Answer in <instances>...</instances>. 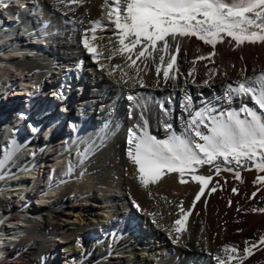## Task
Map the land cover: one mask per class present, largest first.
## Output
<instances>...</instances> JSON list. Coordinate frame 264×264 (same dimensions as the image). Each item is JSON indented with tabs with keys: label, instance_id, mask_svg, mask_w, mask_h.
Wrapping results in <instances>:
<instances>
[{
	"label": "bare ground",
	"instance_id": "obj_1",
	"mask_svg": "<svg viewBox=\"0 0 264 264\" xmlns=\"http://www.w3.org/2000/svg\"><path fill=\"white\" fill-rule=\"evenodd\" d=\"M9 1L0 0V18L5 19L0 22V51L7 50L0 58V103H4L1 98L5 92L17 85L19 93L25 92L32 99L39 89L61 85V94L75 88L70 104L78 115L67 138L58 133V121L49 123L45 137L46 141L52 139L53 145L44 149V154L47 150L48 158L55 152L57 162L42 178L45 165H38V169L32 165L43 159L44 144L35 139L37 144L26 145L22 133L24 123L33 126L37 119H45L47 112L34 111L36 101L28 99L17 111L14 124L8 125L3 117L16 107L1 106L6 108L0 110V139L4 137L2 147L0 142V264H40L38 256L44 260L42 264H50L57 242L71 245L67 264H217L214 256L222 254L224 245L244 249L246 242L264 236V213L252 211L264 207V185L256 182L264 173L240 169L237 179L228 171L217 176L211 165L199 167L196 174L212 180L197 201L201 185L190 174L185 173L187 182L183 184L178 173H170L144 187L126 155L130 130L144 125L145 120L147 130L158 139L168 138L165 125L169 124L172 131L181 134L188 119L184 108L189 96L193 110L206 103L215 109L214 115L239 110L242 102L229 100L227 86L243 79L242 71L250 77L264 70V45L233 48L225 41L217 45V54L211 57L214 63L198 61L189 77L190 61L212 51L193 38L181 44L177 79L165 83L163 71L158 77L151 61L147 68L140 60L129 67L123 57L112 56L117 45L111 26L97 29L96 36L102 39H91L93 22L109 25L106 13L111 0L107 1L109 6L106 0H37L34 15L26 12L28 7L12 6ZM40 9L44 11L43 25ZM16 18L21 23L11 26L10 21ZM41 26L46 38L43 51L35 54L33 62L14 66V59L27 56L30 45L23 41L29 40V28L36 36L29 37L38 41L37 28ZM85 33L102 54L99 61L79 46ZM27 73H34L30 83ZM129 96L134 99L129 100ZM243 102L251 105L250 100ZM13 142L19 147L14 149ZM61 191L64 194L53 204ZM30 193L40 196L35 213L28 208L31 204L26 205V211L15 213L14 204L20 200L16 198H22L19 203L30 201ZM51 204L53 208L41 210ZM181 207L190 215L186 230L178 233L175 221L182 218ZM71 225L74 233L66 230ZM7 246L9 249H4ZM245 264H264V250L254 248Z\"/></svg>",
	"mask_w": 264,
	"mask_h": 264
},
{
	"label": "snow or ice",
	"instance_id": "obj_2",
	"mask_svg": "<svg viewBox=\"0 0 264 264\" xmlns=\"http://www.w3.org/2000/svg\"><path fill=\"white\" fill-rule=\"evenodd\" d=\"M13 2L23 7L21 0ZM106 6H109L107 0ZM106 18L109 25L99 20L93 22L91 39H102L96 36L97 29L107 30L111 26L117 45L112 49V56L123 57L129 62V67H135L140 60L147 68L148 61H151L156 64L158 77L163 71L165 83L177 79L181 44L193 38L210 46L212 51L190 61L193 67L187 73L189 77L195 73L198 61L214 63L211 57L217 54V45L225 41L233 48L245 44L264 45V0H111ZM109 40L113 42L112 37ZM83 46L99 61L102 54L90 43L87 33L84 34ZM208 75L211 77L212 73ZM241 76L243 79L235 85L229 84L226 89L229 100L242 102L239 110L214 115L215 109L207 103L193 110L189 96L184 108L188 119L181 134L172 131L169 124L165 125L170 133L168 138L158 139L147 130L146 120L144 125H136L130 130L126 155L136 166L142 186L156 184L162 175L170 173H178L183 184L187 182L184 177L188 173L195 183L201 185L195 198L198 201L212 180L211 176L196 174L199 167L211 165L217 176L228 171L233 172L237 179H240V169L254 168L258 173H264V70L250 77H245L242 71ZM139 83L144 86L142 80ZM128 99L134 97L129 96ZM248 100L251 105L243 102ZM161 109L168 111L163 104ZM18 147L13 142V148ZM256 182L264 185V176L258 175ZM212 191H216V187ZM252 195L255 197L256 193ZM252 211L264 213V207ZM180 212L182 218L175 221L178 233L186 230L190 215L183 207ZM246 243L248 247L244 249L238 245H224L222 254L214 256L217 264L233 261L245 264L246 257L253 254L254 248L264 250V236Z\"/></svg>",
	"mask_w": 264,
	"mask_h": 264
},
{
	"label": "rangeland",
	"instance_id": "obj_3",
	"mask_svg": "<svg viewBox=\"0 0 264 264\" xmlns=\"http://www.w3.org/2000/svg\"><path fill=\"white\" fill-rule=\"evenodd\" d=\"M22 1L24 2L23 7H25V8L28 7V10L26 11L27 13H31L32 15L37 14V12H38V1L37 0H22ZM9 2H10V4H12V6H16V7H19L20 6L19 4L15 5L16 3H14L13 0L12 1H9ZM39 13H38L39 18H40L39 21L43 25V16H42L44 14L43 9H40ZM3 16L6 17V15H3ZM4 20L5 19L3 17H2V19L0 18V22H3ZM8 21L9 20L7 19V23H8ZM26 21L27 22L28 21L30 22L29 17L26 19ZM9 24L12 26V23H9ZM43 27L44 26H41L39 29L37 28V30H39V32H38L39 40L38 41L35 40V39H33L34 37H36L35 34H32V33H35V31H32V29L28 27L29 28V32H28L29 34L27 35L28 36L27 38H29V40H27V41L24 40L23 42H25L26 45L28 43V45H30V48H28V51L26 52V55L27 56H25L23 58H18V59L16 58V59H14L12 61V63H13L14 66H16L17 64H20V63L33 62L35 60V58H34L35 57V54L43 51V49L45 47V40H46V38L41 33L44 30ZM76 30H78V28ZM31 34L33 35V38H31L32 36L29 37V35H31ZM81 43H82V41H81ZM79 46L82 48L83 45L82 44H79ZM6 52H7V50L6 51H3V53L0 51V58H2V56H4V54ZM17 54H19V53H17ZM33 74L34 73H32V74H28L27 73L26 74L27 75V83H30L29 81L32 80ZM47 80L49 81V78ZM101 82H103V78L101 79ZM60 87H61V85H57L56 87L55 86L49 87V88H46L45 90L43 89L41 92H40V89H39V92L38 93H35L33 99L30 96L28 98V99H32L33 101H36V102H33V104H35L34 111H43V113L47 112V115H46L45 119H40V120L37 119L36 122H35V124L33 125V126H36V124H37V125H40V126L33 127L32 125H29V122H28V125H29V126H27L28 131L26 133L23 131V133H22L24 135L23 136V139L25 140L24 143L26 145H31L32 146L34 143L37 144L39 142H42L44 144L43 151L41 152V154L44 155L43 156V159L40 158V161H39L40 163L36 161L34 163V165H32V166H36L35 168H37V169H38V165L39 166H44L45 165V168L43 167V170L41 168V171L43 172L42 173V178H43L44 175H47L50 170H52L53 165L57 162V156H56L55 152L52 153L48 158L46 156L47 150L53 145L52 139H50L49 141H46V137H45L46 134L48 133V130H49V128H48L49 123L52 120L58 121V125L55 126L56 129H57V131H58V133L63 134L64 137L67 138L68 135H70V133H71V130H70L71 125L70 124L74 120V116L78 115V111L76 109L74 110L73 105L70 104V102L72 100V97H73L72 96V93L74 94L76 92L75 91V88L71 89V93H67L66 90H65L61 94L60 91H59L60 90ZM14 88L17 90L16 92H17V95H18V92H20V88L18 87V85L15 86ZM13 94H14V91H13L12 94H10V96L11 97L14 96ZM23 94H25V92H23ZM28 99H26V101ZM12 100H11V102L13 104L12 103H9V105H5V106H7L8 108H9L10 105H11V107L12 106H15L16 108H14L13 110L17 111L18 106L23 104V101H22L23 99H13V97H12ZM17 104H19V105L17 106ZM1 106H4L2 103H0V110L1 111H4V109L6 107H1ZM44 107H47L46 110H44ZM38 108H39V110H37ZM5 112H6V110H5ZM16 114H17V112H16ZM16 114H15V116H16ZM5 115H4V117H5ZM4 117H3V120L5 122ZM57 117H59V118H57ZM77 119H78V117H77ZM95 121H96V119H95ZM11 124H14V121ZM31 126L34 129H32ZM35 139H37L36 140V141H38L37 143H36ZM44 149H47L45 151V154H44ZM73 157L76 158V154L73 155ZM30 194L31 195H34V193H30ZM62 194H64V192L61 191L60 194L57 196V198L54 199V200H52L53 201L52 203L54 204L58 200H60ZM35 196L37 197V199L39 198V195H35ZM31 197L32 196H30V198ZM30 198L28 200H30ZM39 200H40V198H39ZM19 201H21V200H19ZM19 201H18V203L15 202V204H14L16 209L13 208V210L15 209V213L18 212V211H21V212L26 211L27 206H25V208H24V204L23 203L22 204L19 203ZM53 204H51L50 206H46V207L44 206L43 208H41V210L51 209L54 206ZM33 205H34V202L28 208L33 213H35L34 212L35 210L33 209L34 208ZM37 205H39L38 204V201H37L36 207H37ZM19 206H23V208L21 207V209L18 210V207ZM73 228L74 227L71 225L66 230H68L69 232H73L74 233L75 231H74ZM74 242L75 241H72V243H74ZM57 244H58V242L55 243L54 246H53L52 253H53V256L54 257L49 262H50V264H67V256L70 255V253H71L69 251L70 248H71V245H70L69 242H59V245H57ZM68 252H70V253H68ZM43 261L38 256L37 263L42 264V263H44Z\"/></svg>",
	"mask_w": 264,
	"mask_h": 264
}]
</instances>
